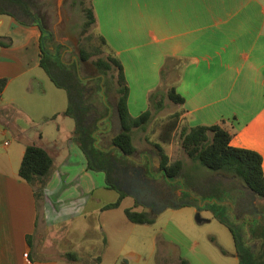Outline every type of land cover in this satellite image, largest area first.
Instances as JSON below:
<instances>
[{
  "label": "crops",
  "instance_id": "0c3cea01",
  "mask_svg": "<svg viewBox=\"0 0 264 264\" xmlns=\"http://www.w3.org/2000/svg\"><path fill=\"white\" fill-rule=\"evenodd\" d=\"M91 6L95 32L122 64L132 117L148 109L150 93L165 89L160 71L168 59H177L180 76L164 84L167 90L174 82L184 98L177 105V127L221 125L231 134L230 146L261 156L264 175V0H92ZM30 14L23 2L0 6V264H92L90 256L80 255L107 247L106 231L127 224L124 210H135L134 199L125 194L119 207L103 208L122 192L103 171L88 168L71 139L74 123L64 114L68 95L40 66L42 50L51 51L38 20L25 16ZM115 101L109 94L103 117L95 101L91 119L108 138L119 131ZM28 146L52 158L43 189L18 175ZM141 159L150 169V154ZM238 182L221 184L230 190L227 202L239 191L255 203L264 200ZM186 196L206 203L191 189ZM89 218L96 219V229Z\"/></svg>",
  "mask_w": 264,
  "mask_h": 264
},
{
  "label": "trees",
  "instance_id": "16d2710c",
  "mask_svg": "<svg viewBox=\"0 0 264 264\" xmlns=\"http://www.w3.org/2000/svg\"><path fill=\"white\" fill-rule=\"evenodd\" d=\"M92 1V0H91ZM15 4L21 5L19 0H13ZM85 22L84 31H88L95 25V17L92 6L84 8ZM43 31V38H46L47 31L43 28L42 22L39 23ZM93 38L98 41L95 44ZM97 38V39H96ZM108 50L107 43L103 36L95 32L86 35L79 43L77 59L80 66L83 62H89L94 56L95 60L90 62L99 74L91 82H87L80 76L79 66L75 61L70 64L64 62L57 54L49 59L48 52L42 50V59L40 66L44 69L52 83L60 89L66 91L68 95V108L64 112L66 116L75 121V127L71 139L78 145L88 161V168L92 170H101L106 174L108 183H112L115 163L119 162L115 157L99 147L97 138L94 135L96 131L105 130L103 125L96 126L91 122L95 101H99L103 107L101 117L106 116L107 97L113 93L115 95V108L121 122V132L113 139L112 145L124 155L122 161L128 160L127 156L132 157L136 148L132 142L134 130L145 132L148 124L153 119L154 112L163 108L164 96L173 104L183 105L184 98L176 91V87L171 83L165 94L163 88H158L148 95V109L137 117H132L128 111L127 98L128 86L125 80L123 67L119 59ZM169 62L174 65L170 67ZM180 61L174 58L168 59L160 71L161 83L165 84L170 73L180 76ZM172 70V71H171ZM111 74V75H110ZM115 74V75H114ZM177 76V78H178ZM91 85V86H90ZM4 86V81H0V89ZM89 90H91L89 92ZM101 97H105L103 100ZM180 114L176 113L170 117L163 130L160 133V140L154 143L158 155L161 158V168L165 170V176L170 179H180L183 175V163L180 160H170L165 153L163 144H169L172 133L177 127ZM98 132V133H99ZM106 133V132H105ZM101 133V134H105ZM100 134V133H99ZM181 145L188 158L198 162L203 167L214 173H223L235 178L255 196L264 199V175L262 171L261 156L251 150L235 148L230 146L231 134L221 125L195 126L189 129H183L181 133ZM93 161L99 163L94 167ZM52 170V158L46 150L37 146H28L25 149L21 165L19 167V177L27 183L36 184L40 189L46 185L47 179ZM164 176V174L162 175ZM214 194L218 189H211ZM122 192L118 199L111 204L104 206V209H114L119 207L121 201L125 198ZM204 209L213 212L214 216L223 224L227 225L232 232L237 248L240 264H264V225H256L250 234L253 239L260 240L259 249L253 250L245 245L236 230L230 226L228 221L217 210L215 203L207 204ZM124 215L127 220L133 224H149L152 219L146 212H136L131 209H125ZM243 252L240 254V252ZM180 264H188L181 259Z\"/></svg>",
  "mask_w": 264,
  "mask_h": 264
},
{
  "label": "rangeland",
  "instance_id": "374dc122",
  "mask_svg": "<svg viewBox=\"0 0 264 264\" xmlns=\"http://www.w3.org/2000/svg\"><path fill=\"white\" fill-rule=\"evenodd\" d=\"M19 1L23 2L24 6L28 7L41 20L43 28L48 32L44 44L47 50L53 52L52 54L48 53L49 59L58 54L67 64H70L73 58L76 62L80 41L88 34L95 36L94 27L88 31L83 29L85 22L83 9L90 7L91 0ZM1 4L6 9L15 5L13 0H4L3 2L1 0L0 6ZM93 40L95 44H98L95 38ZM104 52L106 55L109 51L104 50ZM96 58L97 56H94L89 62H83L79 66L80 76L83 80L88 74L96 78L99 77L90 63ZM169 65L171 67L174 64L169 62ZM177 76L175 73H170L168 81L176 80ZM162 86L165 88L163 89L165 94L166 87L164 84ZM101 98L105 99V97ZM175 113H177V105L164 96L163 108L153 113V119L148 124L146 131H134L132 142L136 148L134 158L137 161L142 160V155L148 156L153 153L152 155L161 162L153 144L159 142L163 125ZM72 121L75 127V121L72 119L70 122L72 123ZM183 129V124H178L175 132L171 135L169 144H163L164 151L170 160H180L183 163L181 184L186 190L191 189L197 199L200 195L202 202L215 203L224 219L237 231L236 234L241 241L245 245L251 246L254 251L257 250L260 241L252 239L250 232L242 231L243 225L234 220L221 206V202L228 200L229 195L220 191L215 194L211 192L213 188L218 189L229 184L233 177L223 173H214L198 162L190 160L181 145ZM98 145L117 160L122 161L121 159L124 158L120 150L113 147L111 143L106 147L102 143ZM93 163L94 167L99 165L97 161H93ZM181 202L189 204L191 208H189L190 206L178 207V204L174 203L173 207L150 214L147 209L135 204L133 200L132 203L128 200L126 204L131 203L136 212H146L152 219V223L140 225L125 220L127 221L126 225L124 224L122 227L117 225L113 230L106 231L110 237L107 247L90 248L80 256H83L84 259H88L90 256L89 260L93 262L92 264H180L181 259L187 261L188 264H240V258L237 256L238 248L229 227L220 222L212 211L206 209L199 212L200 217L205 221L198 223L195 220L197 210L196 206L194 207V202L196 200L186 196ZM256 205L264 217V200L257 201ZM95 222V218H89L88 223L92 229H96ZM63 249L66 248L63 246ZM242 253L240 252V254Z\"/></svg>",
  "mask_w": 264,
  "mask_h": 264
},
{
  "label": "flooded vegetation",
  "instance_id": "af4514ba",
  "mask_svg": "<svg viewBox=\"0 0 264 264\" xmlns=\"http://www.w3.org/2000/svg\"><path fill=\"white\" fill-rule=\"evenodd\" d=\"M22 12L24 14L28 13V11ZM32 14L33 12L25 16L35 18L40 23L41 20L38 19L35 14L33 17ZM93 80L94 78L92 75L87 77V82ZM102 135L103 134L99 135L98 142L106 147L111 142L107 134L105 137ZM134 157L135 154L131 159L128 158V160H124L123 162L119 161L115 164L112 183L118 191L131 196L135 204L147 209L150 214L158 210L157 207L160 206L161 202L168 205V208L173 207L177 200L179 203H182V199L186 197V189L181 183L171 180L172 192H168L163 186V173L153 165L152 160L150 163L151 168L145 169L142 162L137 161ZM150 158L152 159V153H150ZM154 179H156V181H154ZM218 191L223 194L227 193L228 195L230 193V190L223 186L218 188ZM207 204L209 203H204L202 210ZM221 204L234 220L243 225L242 231L249 233L256 225H264V217L258 218L261 212L252 197L245 191H239L233 195L231 203L223 201ZM146 205H149V207H146ZM194 205L197 207L196 203ZM250 248L252 249L251 246Z\"/></svg>",
  "mask_w": 264,
  "mask_h": 264
},
{
  "label": "water",
  "instance_id": "95a60500",
  "mask_svg": "<svg viewBox=\"0 0 264 264\" xmlns=\"http://www.w3.org/2000/svg\"><path fill=\"white\" fill-rule=\"evenodd\" d=\"M77 62H78V60H76V63H77ZM117 117H118V120H119V123H118V124H119V131H118V133H117L116 135H111V136L109 137V141H110L111 143H113V139H114V138H115V137L121 132V129H122L119 115H118ZM106 131H107V130L101 129L99 133H105ZM113 146L116 147L115 145H113ZM152 154H153V153H152ZM127 157L131 159L130 156H127ZM151 160H152V162H153V165H155L156 168L160 169L161 173L164 174V179H163V186H164V188H165L168 192H172V186H171L172 182H171L170 179H168V178L165 176V170L161 168V164H160L158 158L155 157L154 155H152V159H151ZM154 181H156V179H154ZM203 206H204V204L201 203V202H199V203L197 204V207H196L197 213H196V216H195V220H196L198 223H201V222L205 221L204 219H202V218L200 217V214H199V212L202 210ZM146 207H149V205H146ZM157 208H158V210H157L156 212H154V213H158V212H160L161 210H165L166 208H168V205H166L164 202H161L160 206H158Z\"/></svg>",
  "mask_w": 264,
  "mask_h": 264
},
{
  "label": "built area",
  "instance_id": "2783aa9c",
  "mask_svg": "<svg viewBox=\"0 0 264 264\" xmlns=\"http://www.w3.org/2000/svg\"><path fill=\"white\" fill-rule=\"evenodd\" d=\"M24 257H26V258H27V254H25V255H24Z\"/></svg>",
  "mask_w": 264,
  "mask_h": 264
}]
</instances>
